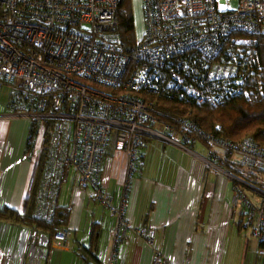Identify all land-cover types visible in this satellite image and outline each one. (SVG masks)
<instances>
[{
  "label": "built area",
  "instance_id": "obj_1",
  "mask_svg": "<svg viewBox=\"0 0 264 264\" xmlns=\"http://www.w3.org/2000/svg\"><path fill=\"white\" fill-rule=\"evenodd\" d=\"M142 1L145 34L130 55L123 51L118 32L119 0H0V91L8 87L10 116L30 121L36 137L42 138L40 153H45L35 216L53 219L60 209L61 186L72 177L81 190L91 189L93 199L115 217L108 262L115 264L117 245L133 227L126 216V196L116 207L102 184L110 146L126 153L128 174L133 175L143 165L147 139L187 148L198 141L196 133L206 141V156L187 150L233 179L236 199L248 207L245 224L264 256V203L260 208L251 205L240 188L242 179L225 169L230 164L246 174H264V146L251 138L233 142L204 135L187 119L179 120L177 128L163 123L142 96L147 88L163 91L183 85L176 69L190 52L211 61L230 40L250 42L236 34L264 33V0ZM230 3L237 7L230 8ZM235 68L215 64L210 78H231ZM188 90L199 103L207 100L202 90ZM72 209V204L64 208ZM135 231L138 239L155 244L153 227L140 225ZM73 232L67 227L56 230L52 241L67 245ZM151 264L172 263L155 251Z\"/></svg>",
  "mask_w": 264,
  "mask_h": 264
},
{
  "label": "crops",
  "instance_id": "obj_2",
  "mask_svg": "<svg viewBox=\"0 0 264 264\" xmlns=\"http://www.w3.org/2000/svg\"><path fill=\"white\" fill-rule=\"evenodd\" d=\"M7 104L8 100L6 108ZM30 126L26 118L11 117L8 108L0 111V209L21 214L41 154L38 136L33 151H28ZM187 149L201 157L207 153L200 141L183 148L147 139L144 164L127 182V157L110 146L102 164V184L114 206L126 196V216L133 227L117 245L115 264H151L155 251L172 264H264L260 243L245 224L248 207L236 199L234 181ZM231 167L244 182L240 188L248 202L260 208L264 175ZM249 175L252 179H246ZM69 204L73 209L65 213V226L74 232L67 245L56 244L51 232L33 225L0 220V264H108L115 217L93 199L92 190H81L72 177L58 197L60 209ZM140 225L154 228L153 246L138 239L135 229Z\"/></svg>",
  "mask_w": 264,
  "mask_h": 264
},
{
  "label": "trees",
  "instance_id": "obj_3",
  "mask_svg": "<svg viewBox=\"0 0 264 264\" xmlns=\"http://www.w3.org/2000/svg\"><path fill=\"white\" fill-rule=\"evenodd\" d=\"M118 32L123 51L132 55L136 36L131 0H119ZM235 36L247 37L250 42L246 44L230 40L225 43L221 54L211 61L192 51L179 60L176 69V73L184 79L183 85L178 89L163 91H160L159 87L147 88L142 91V96L154 105L163 123H169L177 128L179 120L187 119L194 122L204 135L234 142L251 138L256 144L264 146V33ZM215 64L234 66L237 73L231 78H210V69ZM243 75L245 80L242 81L240 78ZM190 88L202 90L207 100L199 103L197 97L188 90ZM29 136L28 151L32 152L36 138L32 125ZM194 138L206 145L201 135L194 133ZM141 156L143 159V155ZM44 159L43 152L36 166L31 194L25 201V213L21 214L5 207L0 209V220L27 223L51 232L52 237L56 230L66 228L67 211L64 208L58 209L51 221L35 216V194ZM227 165V170L232 172L231 165ZM232 173L237 175L239 172L233 170ZM250 174L256 177L264 175ZM246 179L252 178L249 175Z\"/></svg>",
  "mask_w": 264,
  "mask_h": 264
},
{
  "label": "rangeland",
  "instance_id": "obj_4",
  "mask_svg": "<svg viewBox=\"0 0 264 264\" xmlns=\"http://www.w3.org/2000/svg\"><path fill=\"white\" fill-rule=\"evenodd\" d=\"M131 3H132V8H133L134 20H135V36H136L135 43H136V42L140 41L143 38L144 34H145V13H144V7H143V1L142 0H131ZM229 7L230 8H236L237 5L234 4V3H230L229 4ZM8 96H9V89H8V87L2 86V89L0 91V111L7 110L8 107L6 108L5 103H6V100H8ZM147 101H149V100H147ZM162 132L164 134H167L165 131H162ZM151 139H156L158 141L164 142V140L157 139V138H151ZM245 139H248V138H244L243 140H245ZM38 144H39L40 147L43 146L41 136L39 137ZM112 145H115V144H112ZM115 147H116V145H115ZM119 151L123 152L126 155V153L124 151H122V150H119ZM126 157H127V155H126ZM142 161H143V164H144V159H142ZM127 166H128V157H127ZM101 174H102V171H101ZM132 176L133 175H129L128 174V170H127V179H126V181L128 182L129 180H131V177ZM235 176H237V175H235ZM231 180H233V179H231ZM89 191H91V190L89 189Z\"/></svg>",
  "mask_w": 264,
  "mask_h": 264
},
{
  "label": "bare ground",
  "instance_id": "obj_5",
  "mask_svg": "<svg viewBox=\"0 0 264 264\" xmlns=\"http://www.w3.org/2000/svg\"><path fill=\"white\" fill-rule=\"evenodd\" d=\"M225 169H226V168H225ZM231 173H232V172H231ZM232 174H233V173H232ZM224 176H225V175H224ZM232 181H233V180H232ZM232 181H231V182H232ZM233 183H234V182H233ZM243 183H244V182H243Z\"/></svg>",
  "mask_w": 264,
  "mask_h": 264
}]
</instances>
